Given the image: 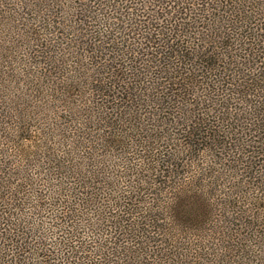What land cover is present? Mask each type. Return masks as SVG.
<instances>
[{
  "label": "trees",
  "instance_id": "trees-1",
  "mask_svg": "<svg viewBox=\"0 0 264 264\" xmlns=\"http://www.w3.org/2000/svg\"><path fill=\"white\" fill-rule=\"evenodd\" d=\"M157 4L158 30L145 31L157 47L147 63L144 52L134 58L138 48L124 47L140 71L119 99L135 112L154 101L159 118L163 111V121L180 122L173 127L182 138L169 149L158 145L152 167L122 160L123 171L129 165L139 178L121 196L115 193L125 176L103 160L102 170L92 165L86 175L36 152L26 162L31 170H20L17 155L10 162L1 145L0 264H264V0ZM141 82L145 99L135 90ZM136 124L143 128L141 118ZM163 135L158 142L165 144ZM119 139L124 147L123 132ZM148 171L162 178L158 219L134 213L142 202L133 193ZM86 234L106 235L82 242ZM155 237L158 250L150 246Z\"/></svg>",
  "mask_w": 264,
  "mask_h": 264
},
{
  "label": "rangeland",
  "instance_id": "rangeland-1",
  "mask_svg": "<svg viewBox=\"0 0 264 264\" xmlns=\"http://www.w3.org/2000/svg\"><path fill=\"white\" fill-rule=\"evenodd\" d=\"M157 5V0H0V146L6 148L4 158L13 162V154L17 155L23 170L37 152L47 164L50 156L57 163L65 162L71 172L86 175L92 165L102 170L103 160L108 168L114 165L113 171L125 176L115 193L121 196L126 185L139 178L129 165L123 171L122 160L133 165L142 159L149 168L158 157V145L174 147L175 139L182 136L173 125L180 122L163 121L164 112L159 111V118L158 104L149 99L138 106V112L119 99L126 98L122 88L139 81L136 73L140 71L125 59L124 47L138 48L134 58L144 52V62L146 54L157 47L145 32L158 30L162 13ZM113 43L121 50L118 61L110 49ZM139 77L149 80L145 75ZM137 86L135 90L145 99L146 85L141 82ZM232 105L241 108L236 102ZM140 118L144 129L136 124ZM24 124L31 126L29 135L21 131ZM121 132L126 137L124 147ZM163 133L169 139L165 144L158 142ZM38 169L34 175L42 170ZM140 174L146 181L137 182L133 193L142 202L138 205L140 215L134 211L135 217L161 218L158 207L162 210L165 205L158 192L159 171ZM38 179L41 184L43 177ZM33 184L36 186V181ZM99 235L103 239L106 234L82 235V242H88V236L97 240ZM154 240L150 246L158 250V237Z\"/></svg>",
  "mask_w": 264,
  "mask_h": 264
}]
</instances>
